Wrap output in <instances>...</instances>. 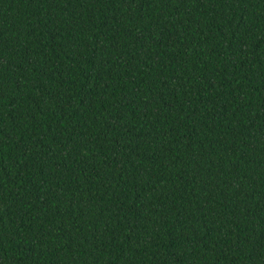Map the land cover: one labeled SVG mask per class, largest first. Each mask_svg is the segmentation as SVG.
<instances>
[{"label": "trees", "instance_id": "trees-1", "mask_svg": "<svg viewBox=\"0 0 264 264\" xmlns=\"http://www.w3.org/2000/svg\"><path fill=\"white\" fill-rule=\"evenodd\" d=\"M0 264H264V0H0Z\"/></svg>", "mask_w": 264, "mask_h": 264}]
</instances>
